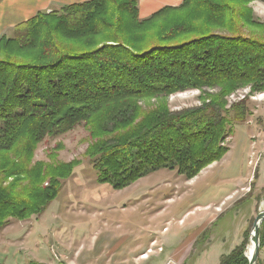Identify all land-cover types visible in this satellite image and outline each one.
I'll use <instances>...</instances> for the list:
<instances>
[{"label": "trees", "instance_id": "obj_1", "mask_svg": "<svg viewBox=\"0 0 264 264\" xmlns=\"http://www.w3.org/2000/svg\"><path fill=\"white\" fill-rule=\"evenodd\" d=\"M252 1L182 0L140 18L137 0H86L0 35V231L58 195L78 163L33 161L34 152L79 125L96 181L114 190L161 168L191 179L219 160L251 114L248 95L228 97L264 91V39L245 33L264 27ZM189 89L199 105L171 110L168 97ZM258 238L261 248L264 219ZM246 242L217 264H248Z\"/></svg>", "mask_w": 264, "mask_h": 264}, {"label": "rangeland", "instance_id": "obj_2", "mask_svg": "<svg viewBox=\"0 0 264 264\" xmlns=\"http://www.w3.org/2000/svg\"><path fill=\"white\" fill-rule=\"evenodd\" d=\"M249 6L264 24V0ZM245 30L264 39V27ZM20 32L13 28L4 34L18 37ZM200 93H173L168 106L177 110L199 105ZM248 93L249 88H241L228 97L231 102L248 95L251 111L244 122L235 123L226 140L228 151L191 179L161 168L114 190L95 179L86 154L91 139L83 125L46 137L33 161L78 164L42 214L11 219L1 229L0 263L104 264L97 257L100 250L111 257L114 246L121 244L119 253L136 246L139 257H148L137 264H217L219 253L232 250L245 237L246 250L254 218L264 208V91ZM88 246L91 255L85 251Z\"/></svg>", "mask_w": 264, "mask_h": 264}, {"label": "crops", "instance_id": "obj_3", "mask_svg": "<svg viewBox=\"0 0 264 264\" xmlns=\"http://www.w3.org/2000/svg\"><path fill=\"white\" fill-rule=\"evenodd\" d=\"M86 0H0V35L4 34L10 29H13L18 23L28 19L33 16L38 11L49 12L51 10H56L64 5L71 3H79ZM182 2V0H137V6L139 11V17L146 18L156 11L158 7L161 6H177ZM119 246H114L113 255L106 257L103 253L97 257L99 261H103L104 264H137L140 261H147V258L138 256V248L134 246L128 252H117ZM91 247L88 246L85 251L87 254L91 255ZM105 251V250H104ZM225 252L224 254L228 253ZM157 254V252H156ZM223 253H219V258ZM218 257V256H217ZM130 258V259H129ZM261 264H264V246L260 249L258 255ZM219 261V260H218ZM70 264H77L72 262Z\"/></svg>", "mask_w": 264, "mask_h": 264}, {"label": "water", "instance_id": "obj_4", "mask_svg": "<svg viewBox=\"0 0 264 264\" xmlns=\"http://www.w3.org/2000/svg\"><path fill=\"white\" fill-rule=\"evenodd\" d=\"M264 219V209L259 210L257 215L254 218L252 228L250 231V238L252 239L254 243V248H253V253L252 255L248 258L246 256V252H244L246 258L248 259V264H256L257 258L259 255V238H258V230L261 222Z\"/></svg>", "mask_w": 264, "mask_h": 264}, {"label": "bare ground", "instance_id": "obj_5", "mask_svg": "<svg viewBox=\"0 0 264 264\" xmlns=\"http://www.w3.org/2000/svg\"><path fill=\"white\" fill-rule=\"evenodd\" d=\"M263 204H264V202H263ZM260 206H262V205H260ZM264 209V208H263ZM253 248H254V243H253V241H252V239L250 240V242L248 243V245H247V247H246V256L249 258L251 255H252V253H253Z\"/></svg>", "mask_w": 264, "mask_h": 264}]
</instances>
